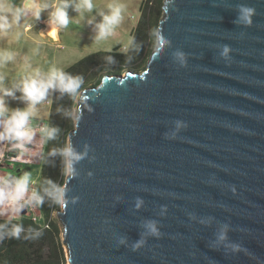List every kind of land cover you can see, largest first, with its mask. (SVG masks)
<instances>
[{
	"label": "water",
	"instance_id": "95a60500",
	"mask_svg": "<svg viewBox=\"0 0 264 264\" xmlns=\"http://www.w3.org/2000/svg\"><path fill=\"white\" fill-rule=\"evenodd\" d=\"M158 29L142 71L77 97L68 264H264V0H165Z\"/></svg>",
	"mask_w": 264,
	"mask_h": 264
},
{
	"label": "rangeland",
	"instance_id": "374dc122",
	"mask_svg": "<svg viewBox=\"0 0 264 264\" xmlns=\"http://www.w3.org/2000/svg\"><path fill=\"white\" fill-rule=\"evenodd\" d=\"M143 1L92 0L94 5L93 10L91 12L82 11L81 13L69 8L68 25L60 27L57 24L59 27V39L41 37L37 32V25L34 26L35 20L26 19L21 16L19 22L14 23L12 15L9 16L10 27L7 32L0 30V55L4 52H11L13 59L7 63H0V87L11 88L13 83L19 82L24 76L33 73L35 70H39L42 75L47 74L53 68L63 71L88 54L114 50L126 52L132 41L131 33L140 18ZM61 2L62 0H44L43 4H49V8L42 11L40 16L49 18V14L54 11L52 4L55 3L58 6ZM109 4L121 7L120 23L114 26L111 35L97 40L95 37L98 35L99 30L96 25L103 22V15L111 14V9L108 7ZM90 20L91 23H89ZM27 24L30 25L28 28L25 27ZM157 43L158 41L154 36L149 50L153 51ZM145 62L134 64L133 66L137 71H142L146 66L147 62ZM130 68L132 67L129 65H125L116 71L114 67L105 68L101 71L91 72L86 79L88 81L95 80L102 78L103 75L108 73L124 74ZM87 85L90 84L88 83ZM79 93L74 97L70 112V117L74 122V109ZM21 97L22 93L16 90L15 98L7 97L6 102L12 109H24L27 107V102L21 99ZM52 97L53 89H50L45 100L36 106V115L29 119L28 127L34 132V136L30 143L25 144L22 155L20 149L14 148L16 141L6 140V146L0 140V152H2L0 153V161L3 162L0 169L5 171V173L11 174L8 179H19L25 173L30 177L27 192L17 202L13 203L9 199L0 204V216L17 218L21 213L26 212V214L32 215L38 221L41 220L39 206L36 199L32 197V193L35 192L33 189L41 173L44 146V135L41 129H43V125L45 126L44 128L47 127ZM39 154H41V157L38 156ZM3 175L5 174L0 172V182L4 180ZM2 186L3 184L0 183V187ZM12 187L14 188V184ZM21 207L23 208L22 211ZM53 216L57 217L56 211L53 213Z\"/></svg>",
	"mask_w": 264,
	"mask_h": 264
},
{
	"label": "trees",
	"instance_id": "16d2710c",
	"mask_svg": "<svg viewBox=\"0 0 264 264\" xmlns=\"http://www.w3.org/2000/svg\"><path fill=\"white\" fill-rule=\"evenodd\" d=\"M164 3L165 0L142 2L141 15L131 33L132 41L126 52L114 50L88 54L62 71L66 75L82 77V83L74 95L53 90L47 127H56L58 131L52 139L44 136L41 173L33 189L40 200L41 220L26 212L17 218L0 216V264H68L62 238L63 227L58 218L53 216L60 205L46 191L50 189L49 180L63 186L66 179L62 172L63 158L54 150L67 144L69 132L74 128L75 122L69 116L74 97L88 83L93 85L101 81V78L88 81L86 78L91 72L112 67L116 71L125 65L135 69L134 64L148 61L154 38L152 30L158 29ZM17 227L20 228L19 235L13 236Z\"/></svg>",
	"mask_w": 264,
	"mask_h": 264
},
{
	"label": "clouds",
	"instance_id": "9594fccd",
	"mask_svg": "<svg viewBox=\"0 0 264 264\" xmlns=\"http://www.w3.org/2000/svg\"><path fill=\"white\" fill-rule=\"evenodd\" d=\"M34 2V0H33ZM54 11L49 14L48 26L51 30V34L55 35L57 29L51 28L52 24H58L60 27H66L69 23L68 9L81 13L82 11L91 12L94 8L92 0H62L60 5L52 4ZM108 7L111 9L110 15H103V22L98 23V35L95 39H104L111 35L114 26L120 23L121 19V7L109 4ZM49 8V4L45 3L42 8L35 10V18L40 19V13ZM255 9L249 6H241L240 14L238 19L243 23L250 25L251 16L254 14ZM11 14L13 22L18 23L21 16L24 15V9L22 7H15L12 4L0 3V30L7 32L10 27L8 15ZM91 23V20L89 21ZM152 34L161 46L164 45L165 39L161 35L159 29H153ZM159 51V49H157ZM229 48L224 47L222 55L227 57ZM180 63L184 64L183 53H176ZM13 59L11 52H4L0 55V63H7ZM109 59H111L109 57ZM82 77H73L66 75L64 72L59 71L55 68L50 70L47 74L42 75L39 70H35L33 73L24 76L19 82L13 83L12 87H0V140L16 141L14 148L21 150L23 154L25 144L30 143L34 132L28 127V122L31 117L36 115V106L45 100L47 93L50 89L58 90L61 93L74 95L76 94L81 86ZM19 90L22 93L21 99L27 102V107L24 109L15 108L12 109L6 102L7 97L15 98V91ZM7 114V117L5 115ZM70 116V114H69ZM177 129L186 127V124L181 121H176ZM58 129L56 127H46L41 129L42 134L46 139H52L56 136ZM175 134H173L174 136ZM54 152H58L63 158V175L69 180L75 176L74 164L81 160L85 153H78L74 150L71 143H67L59 149H55ZM30 177L25 173L19 179H4L2 182L3 186L0 187V204H3L6 200H11L13 203L17 202L25 192L29 184ZM50 189H46L47 195L60 206H66V190L64 186L57 185L51 180L48 181ZM14 184V188L12 187ZM235 192V188L232 189ZM32 197L36 199L37 203H40L36 193H32ZM75 202V201H73ZM23 208L21 207V211ZM147 230L154 236H159L160 232L157 229L155 222L147 224ZM226 227V226H225ZM20 228L17 227L12 233L13 236H18ZM226 238L225 232H221L219 239L224 240ZM123 243V241H121ZM144 240L141 239L134 245V250L138 249ZM233 250H239V245H233Z\"/></svg>",
	"mask_w": 264,
	"mask_h": 264
},
{
	"label": "crops",
	"instance_id": "0c3cea01",
	"mask_svg": "<svg viewBox=\"0 0 264 264\" xmlns=\"http://www.w3.org/2000/svg\"><path fill=\"white\" fill-rule=\"evenodd\" d=\"M0 3H8V4L14 5L15 7H22L24 9V15H22V16L26 19L35 20L34 26L37 25V27H38L37 32L41 37H51L52 39H59V27L57 24L51 25V28L57 29L56 34L52 35V34H49V32L47 31L48 29H50L48 26V23H47L49 18L41 17V16H40L39 20H37L35 18V15H34L35 10L37 8L43 7L44 0H34V2H33V0H9L6 2L4 0H0ZM27 4H29V5H27ZM9 16H11V14L8 15V19H9ZM29 26H30L29 24L25 25L26 28H28ZM6 117H7V115H5L4 118H6ZM2 141L6 145V139L1 140V142ZM0 147H1V143H0ZM17 150H19V148ZM0 153H2V152H0ZM2 164H3V162L0 161V167L2 166ZM0 172L5 174V175H3V177H4L3 179H8L9 176L11 175L8 172L5 173V171H3L1 169H0Z\"/></svg>",
	"mask_w": 264,
	"mask_h": 264
},
{
	"label": "built area",
	"instance_id": "2783aa9c",
	"mask_svg": "<svg viewBox=\"0 0 264 264\" xmlns=\"http://www.w3.org/2000/svg\"><path fill=\"white\" fill-rule=\"evenodd\" d=\"M44 127H45V126L43 125V129H44ZM38 156H40V157H41V154H39Z\"/></svg>",
	"mask_w": 264,
	"mask_h": 264
},
{
	"label": "bare ground",
	"instance_id": "6f19581e",
	"mask_svg": "<svg viewBox=\"0 0 264 264\" xmlns=\"http://www.w3.org/2000/svg\"><path fill=\"white\" fill-rule=\"evenodd\" d=\"M48 31H49V33H51V30L50 29H48Z\"/></svg>",
	"mask_w": 264,
	"mask_h": 264
}]
</instances>
